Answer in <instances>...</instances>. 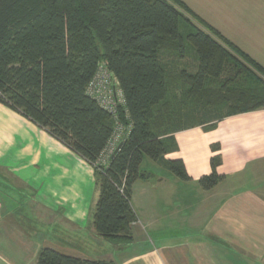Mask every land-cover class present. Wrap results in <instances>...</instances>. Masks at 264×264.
I'll return each instance as SVG.
<instances>
[{
    "label": "trees",
    "instance_id": "trees-1",
    "mask_svg": "<svg viewBox=\"0 0 264 264\" xmlns=\"http://www.w3.org/2000/svg\"><path fill=\"white\" fill-rule=\"evenodd\" d=\"M189 47L195 71H186L185 61L180 69L176 66ZM228 48L264 74L263 67L181 0H0V102L93 166L98 190L95 231L123 246L131 242L130 223L135 220L131 187L143 156L162 161L173 174L187 179L180 160L164 159L175 148L170 134L186 125L183 120L264 107L263 81L227 87L242 70ZM163 52L179 61L174 58L170 64ZM227 61L238 67L237 72L229 71L218 89H208L207 79L218 80ZM101 63L115 77L124 99L117 108L119 120L131 124L106 165L98 160L114 120L87 93ZM219 178L212 173L200 183L208 188ZM36 264L114 263L43 247Z\"/></svg>",
    "mask_w": 264,
    "mask_h": 264
},
{
    "label": "crops",
    "instance_id": "crops-1",
    "mask_svg": "<svg viewBox=\"0 0 264 264\" xmlns=\"http://www.w3.org/2000/svg\"><path fill=\"white\" fill-rule=\"evenodd\" d=\"M181 1L264 68V0ZM170 135L164 159L187 179L143 156L131 242L116 246L93 225V166L0 102V264H36L43 247L114 264H264V107ZM212 173L219 180L202 186Z\"/></svg>",
    "mask_w": 264,
    "mask_h": 264
},
{
    "label": "built area",
    "instance_id": "built-area-1",
    "mask_svg": "<svg viewBox=\"0 0 264 264\" xmlns=\"http://www.w3.org/2000/svg\"><path fill=\"white\" fill-rule=\"evenodd\" d=\"M87 93L93 97L99 105L111 114L114 120V129L102 151L98 163L106 165L114 153L116 147L125 140L131 128V124L123 125L119 120L117 108L124 102L121 90L117 87V81L108 71L104 63H101L92 80L87 85Z\"/></svg>",
    "mask_w": 264,
    "mask_h": 264
},
{
    "label": "rangeland",
    "instance_id": "rangeland-1",
    "mask_svg": "<svg viewBox=\"0 0 264 264\" xmlns=\"http://www.w3.org/2000/svg\"><path fill=\"white\" fill-rule=\"evenodd\" d=\"M182 14L184 15V17H186L189 21H191L192 23H195V20H193L187 13L182 11ZM188 55L185 57H182L179 61V59H177L175 56L173 57L172 53H168V52H163V54L165 55V58L170 60V64L171 61L175 58L176 61L178 62V65H176L178 67V69H180V66H183L184 61L188 63V65L185 67L186 71H195V65L196 63L194 62V56L193 55V50L191 47L188 48ZM228 52L235 57L240 64V68H242L241 72L239 73V76H237L236 80L234 82H229L227 83V87H236V86H241L243 85V82L245 85L250 84L251 82H253L254 79L255 83L258 82V79L262 82H264V74L262 71L257 70L251 63L247 62L245 59H243L242 57H240L239 55H237L235 52H233L231 49L228 48ZM162 54V55H163ZM169 64V65H170ZM235 64H232V62L227 61V67L225 68L226 70L221 74V76L219 77L218 80H214L212 77L208 78L206 81V84L208 85V89H218L220 87V84L225 82L226 83V79L229 75V71H232L231 73H236L237 72V68L238 67H234ZM171 66V65H170ZM180 80V79H179ZM240 82V83H238ZM238 83V84H237ZM258 85V83H257ZM224 89V88H223ZM179 93V92H178ZM173 120V119H171ZM171 120L169 121V123L171 122ZM180 121L179 118H175V122ZM197 119L194 117H191L187 122H185L184 120L182 121L183 124H189V123H194L196 122ZM189 122V123H188ZM175 125V124H174ZM168 145V142H166V146ZM148 163H150L152 166H159L160 170H158L160 173L161 172H165L167 171L165 167L162 166V164H156V162L152 161V160H147ZM163 167V168H162ZM139 183H141L140 180H138L135 184H134V193H136V191L138 190V185Z\"/></svg>",
    "mask_w": 264,
    "mask_h": 264
},
{
    "label": "water",
    "instance_id": "water-1",
    "mask_svg": "<svg viewBox=\"0 0 264 264\" xmlns=\"http://www.w3.org/2000/svg\"><path fill=\"white\" fill-rule=\"evenodd\" d=\"M120 146H121V143L116 147V149L114 150V153L118 151V149L120 148Z\"/></svg>",
    "mask_w": 264,
    "mask_h": 264
}]
</instances>
